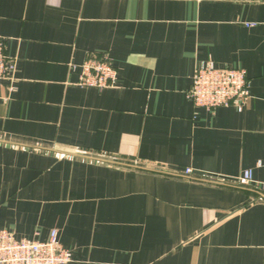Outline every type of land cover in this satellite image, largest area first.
Wrapping results in <instances>:
<instances>
[{
    "label": "crops",
    "instance_id": "crops-1",
    "mask_svg": "<svg viewBox=\"0 0 264 264\" xmlns=\"http://www.w3.org/2000/svg\"><path fill=\"white\" fill-rule=\"evenodd\" d=\"M0 37V231L57 230L68 264H264V0H0ZM90 56L115 88L78 86ZM208 63L246 71L243 112L194 106Z\"/></svg>",
    "mask_w": 264,
    "mask_h": 264
},
{
    "label": "built area",
    "instance_id": "built-area-1",
    "mask_svg": "<svg viewBox=\"0 0 264 264\" xmlns=\"http://www.w3.org/2000/svg\"><path fill=\"white\" fill-rule=\"evenodd\" d=\"M255 24H247L253 27ZM78 86L97 90L115 88L118 72L111 60L106 56H90L81 67ZM15 60L6 54V42L0 37V83L15 81ZM251 84L246 71L241 69H220L212 63L201 65L193 77L189 99L199 109L215 111L220 108H235L243 112L251 100ZM264 162L259 163V167ZM192 169L183 171L187 180L195 178ZM195 180H197L195 178ZM226 180V179H225ZM215 181L221 186L233 183L236 188L253 184V171L247 170L236 180ZM198 181V180H197ZM259 194L264 197V183H261ZM72 260L71 252L59 241V233L53 230L46 242L17 240L13 233L0 231V264H68Z\"/></svg>",
    "mask_w": 264,
    "mask_h": 264
},
{
    "label": "trees",
    "instance_id": "trees-1",
    "mask_svg": "<svg viewBox=\"0 0 264 264\" xmlns=\"http://www.w3.org/2000/svg\"><path fill=\"white\" fill-rule=\"evenodd\" d=\"M257 197H259V196H257Z\"/></svg>",
    "mask_w": 264,
    "mask_h": 264
}]
</instances>
